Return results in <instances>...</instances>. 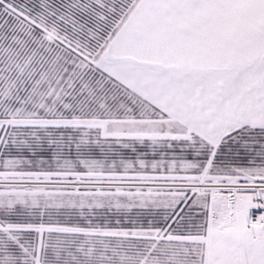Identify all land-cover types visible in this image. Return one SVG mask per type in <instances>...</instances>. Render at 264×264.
Segmentation results:
<instances>
[{
  "label": "snow or ice",
  "instance_id": "snow-or-ice-1",
  "mask_svg": "<svg viewBox=\"0 0 264 264\" xmlns=\"http://www.w3.org/2000/svg\"><path fill=\"white\" fill-rule=\"evenodd\" d=\"M0 264H264V0H0Z\"/></svg>",
  "mask_w": 264,
  "mask_h": 264
},
{
  "label": "built area",
  "instance_id": "built-area-1",
  "mask_svg": "<svg viewBox=\"0 0 264 264\" xmlns=\"http://www.w3.org/2000/svg\"><path fill=\"white\" fill-rule=\"evenodd\" d=\"M255 211L257 212V214H259V211H260V210H254V214H255Z\"/></svg>",
  "mask_w": 264,
  "mask_h": 264
}]
</instances>
